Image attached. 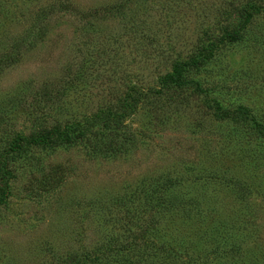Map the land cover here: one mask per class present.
<instances>
[{"label": "rangeland", "instance_id": "1", "mask_svg": "<svg viewBox=\"0 0 264 264\" xmlns=\"http://www.w3.org/2000/svg\"><path fill=\"white\" fill-rule=\"evenodd\" d=\"M221 5L0 0V168L10 173L0 202V264H74L116 245L128 264H264V141L245 124L213 116L242 105L264 124V11L227 40L219 38ZM86 11L94 15L82 16ZM202 30L211 55L184 69L201 91L179 100L157 93L158 76L169 72L171 59L193 51ZM44 84L49 99L41 98ZM132 85L138 100L119 125L132 141L115 156L81 146L48 153L24 143L40 125L118 110L115 99ZM52 162L67 169L38 191L34 185ZM156 174L172 180L168 190L189 216L160 213L147 223L153 242L146 244L139 234H110L120 232L122 220L132 230L146 222L130 195ZM162 238L176 251L164 263L152 251ZM144 249L154 253L147 261L129 258Z\"/></svg>", "mask_w": 264, "mask_h": 264}, {"label": "trees", "instance_id": "2", "mask_svg": "<svg viewBox=\"0 0 264 264\" xmlns=\"http://www.w3.org/2000/svg\"><path fill=\"white\" fill-rule=\"evenodd\" d=\"M233 0H222L223 5L220 6L219 12L217 13L222 20L224 25L221 28L219 35L220 39L226 38L227 40H234L240 35V28L244 26L246 22L249 21L251 14L253 12L264 11V0H246L243 3L237 5L232 4ZM92 13L96 14V10ZM90 11L82 12L81 15L87 14L88 16L94 15ZM87 24H89L86 21ZM87 27V25H86ZM203 33L198 36L197 44L194 46L193 51L189 52L184 59L173 58L169 64V72H163L158 76L160 82V87L155 88L157 93H161L162 90L171 91L174 97L177 99L185 98L186 94H198L202 87L199 81L192 78L184 72L185 65H194L203 63L210 55L213 50V45L211 42L208 44V40L205 39L206 32L202 30ZM22 44H27L26 42H21ZM47 85L40 87L44 91L40 93L41 98L49 99L50 91H45ZM129 90L125 91L120 97L115 99L117 101L118 110L102 109L92 116L82 117L81 119L69 121L66 123L53 124H43L40 125L25 141V144H33L44 150V152L53 151L56 148H75L76 146H81L80 148H86L89 153H101L103 155L119 153L126 149L127 142L131 143L132 138L128 136L129 132L121 131L119 125L121 123L122 116L124 112L129 111L133 108L135 101L138 100L139 91L137 87L129 86ZM40 92V91H37ZM132 92V93H129ZM203 103L206 100L202 98ZM211 104L215 107H220L217 102L211 100ZM32 116L40 113L38 107H33L30 112ZM39 115V114H38ZM215 118H229L234 122H239L245 124L246 128L252 129L259 134V136L264 141V124L256 121V118L249 114V110L242 106L236 105L229 109L221 108L219 112H214ZM33 119V117H32ZM34 120V119H33ZM123 149V150H122ZM16 154L22 156V151H16ZM5 154V153H3ZM49 169H45L41 172V175L35 183L34 188L38 191L47 190L56 181L62 178V173H65L67 169L65 165L61 162H52ZM0 202L4 200L6 191H4V185L7 176L10 175L9 170L5 167L0 168ZM159 180L160 182H157ZM148 183L140 184L136 186V192H132V199H137L140 201V207L145 214L146 222L141 223L135 230L129 227V221L122 220L119 223L120 232H112L110 234L117 235L118 233L125 232V234H131L135 237L137 234L140 235V240L143 244L153 242L152 237L148 236V229L146 228L147 223L150 225L153 221L155 222L160 213H166L167 215L175 213L178 210L183 216L188 215L187 210L178 199L177 196H173L172 192L168 190V185L172 183L169 178H159L156 174L155 177L148 179ZM136 201V200H135ZM189 216V215H188ZM127 219V218H126ZM148 225V227H149ZM144 233L145 235H142ZM108 234V235H110ZM131 237V238H132ZM171 237V236H170ZM153 250L160 253L159 257L162 259V263L165 261H170L172 256H175V252L172 247L169 246L168 240L162 238L159 239L155 244L153 243ZM101 249H93L90 253L89 258H83L80 261H76L74 264H103V262L108 263L112 261L115 264L131 263L132 260H127V256L119 254L118 250L123 248L121 245H116L114 247L103 246ZM150 247L146 246V249ZM211 250H206L202 253L201 257H206L209 255ZM150 254L148 250H137L133 255L130 253V257L133 261L141 262L142 258L148 260L147 257ZM133 255V256H132ZM154 257V256H153ZM102 259L100 263L99 260ZM161 262V261H160ZM73 264V263H71Z\"/></svg>", "mask_w": 264, "mask_h": 264}]
</instances>
